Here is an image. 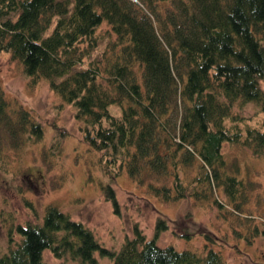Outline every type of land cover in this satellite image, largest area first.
Instances as JSON below:
<instances>
[{
    "label": "trees",
    "instance_id": "obj_1",
    "mask_svg": "<svg viewBox=\"0 0 264 264\" xmlns=\"http://www.w3.org/2000/svg\"><path fill=\"white\" fill-rule=\"evenodd\" d=\"M103 20L114 36L90 57ZM0 50L74 105L83 139L110 172L117 159L119 170L166 200L244 203L251 181L226 168L222 144L264 155V0H0ZM250 100L261 106V125L234 113ZM0 130L15 143L43 131L1 86ZM101 186L118 212L114 185ZM43 211L37 222H15L19 236L0 245V264H45L46 247L82 264L104 254L113 264H228L206 241L202 249L157 242L168 226L161 214L152 235L135 223L114 248L59 204Z\"/></svg>",
    "mask_w": 264,
    "mask_h": 264
},
{
    "label": "rangeland",
    "instance_id": "obj_2",
    "mask_svg": "<svg viewBox=\"0 0 264 264\" xmlns=\"http://www.w3.org/2000/svg\"><path fill=\"white\" fill-rule=\"evenodd\" d=\"M109 30L106 20L97 26L94 33L100 36L90 57L105 45L109 48L114 36ZM0 86L9 102L28 107L43 127L41 136L25 132L28 138L20 143L0 130L4 133L0 135V245L19 236L16 221L37 222L47 203L54 202L114 248L125 235L133 234L135 223L152 235L157 214H161L168 221L167 228L156 235L161 244L202 249L206 241L221 250L228 264H264V233L258 230L264 227V155L242 142L225 140L222 144L226 168L251 181L240 209L225 206L228 203L217 207L208 200L198 202L191 196L166 200L132 179L124 167L119 170L117 159L114 172L106 169L100 152L83 139V121L75 117L74 105L61 100L44 76L26 75L22 62L5 50H0ZM234 113L242 114L250 125H261L262 109L253 100L234 105ZM193 169L186 167L188 172ZM106 181L114 185L118 212L104 197L101 184ZM186 213L190 216L185 217ZM186 229L191 230L189 235ZM42 254L45 264H82L72 257H57L47 247ZM96 264L113 262L104 254L98 255Z\"/></svg>",
    "mask_w": 264,
    "mask_h": 264
}]
</instances>
